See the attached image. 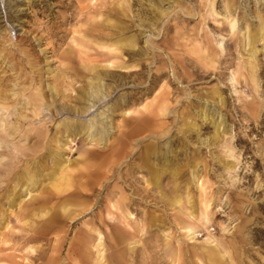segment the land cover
Here are the masks:
<instances>
[{
  "label": "clouds",
  "instance_id": "obj_1",
  "mask_svg": "<svg viewBox=\"0 0 264 264\" xmlns=\"http://www.w3.org/2000/svg\"><path fill=\"white\" fill-rule=\"evenodd\" d=\"M0 264H264V0H0Z\"/></svg>",
  "mask_w": 264,
  "mask_h": 264
},
{
  "label": "rangeland",
  "instance_id": "obj_2",
  "mask_svg": "<svg viewBox=\"0 0 264 264\" xmlns=\"http://www.w3.org/2000/svg\"><path fill=\"white\" fill-rule=\"evenodd\" d=\"M16 5H13V7H15Z\"/></svg>",
  "mask_w": 264,
  "mask_h": 264
}]
</instances>
